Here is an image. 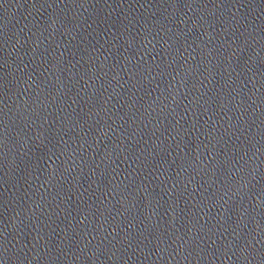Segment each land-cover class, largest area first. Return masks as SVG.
Here are the masks:
<instances>
[{
  "label": "water",
  "instance_id": "95a60500",
  "mask_svg": "<svg viewBox=\"0 0 264 264\" xmlns=\"http://www.w3.org/2000/svg\"><path fill=\"white\" fill-rule=\"evenodd\" d=\"M0 264H264V0H0Z\"/></svg>",
  "mask_w": 264,
  "mask_h": 264
}]
</instances>
